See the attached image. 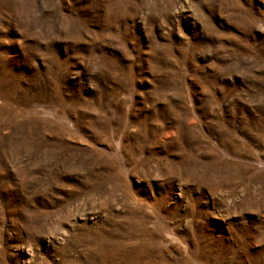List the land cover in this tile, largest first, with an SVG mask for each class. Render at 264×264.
Segmentation results:
<instances>
[{"label":"rangeland","instance_id":"1","mask_svg":"<svg viewBox=\"0 0 264 264\" xmlns=\"http://www.w3.org/2000/svg\"><path fill=\"white\" fill-rule=\"evenodd\" d=\"M0 264H264V0H0Z\"/></svg>","mask_w":264,"mask_h":264}]
</instances>
